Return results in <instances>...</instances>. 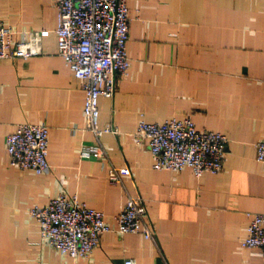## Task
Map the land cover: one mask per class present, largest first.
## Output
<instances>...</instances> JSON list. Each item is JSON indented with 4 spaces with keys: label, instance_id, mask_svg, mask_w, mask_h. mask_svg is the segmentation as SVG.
<instances>
[{
    "label": "crops",
    "instance_id": "1",
    "mask_svg": "<svg viewBox=\"0 0 264 264\" xmlns=\"http://www.w3.org/2000/svg\"><path fill=\"white\" fill-rule=\"evenodd\" d=\"M130 67L112 98L98 99V125L117 134L98 141L85 129L84 91L57 52L55 0H0V20L15 40L47 31L41 53L0 60V264H263L240 245L249 214H264V0H127ZM190 118L196 129L228 139L223 169L195 177L152 168L140 121ZM43 124L48 165L37 175L9 166L5 138L19 124ZM98 145L102 161L86 150ZM109 166L130 175L111 185ZM60 194L101 211L113 228L130 197L146 209L151 240L101 236L87 259L72 260L40 243L30 209Z\"/></svg>",
    "mask_w": 264,
    "mask_h": 264
},
{
    "label": "built area",
    "instance_id": "2",
    "mask_svg": "<svg viewBox=\"0 0 264 264\" xmlns=\"http://www.w3.org/2000/svg\"><path fill=\"white\" fill-rule=\"evenodd\" d=\"M57 9V52L65 66L81 83L84 91L82 116L85 129L98 141L105 134H117L111 125H98L100 97L112 98L118 77H125L130 67L126 44L129 35L127 0H55ZM47 31H33L16 41V32L0 20V60L28 59L41 53V42ZM48 133L43 124H19L5 138L9 166L37 175L48 169ZM136 144L144 141L157 171L178 172L190 169L195 177L216 175L223 169L228 139L219 132L198 130L192 119H169L162 123L140 121L132 134ZM256 161L264 164V139L255 145ZM87 156L102 161L96 145L86 150ZM130 175L127 167L109 166L111 185ZM40 227V243L63 257L87 259L108 232L118 235L140 234L151 240L153 231L145 223L146 209L139 197H130L113 217L112 228L104 214L88 207L76 196L60 194L43 207L29 211ZM250 222L240 245L259 249L264 264V214H249ZM123 264H137L125 259Z\"/></svg>",
    "mask_w": 264,
    "mask_h": 264
}]
</instances>
